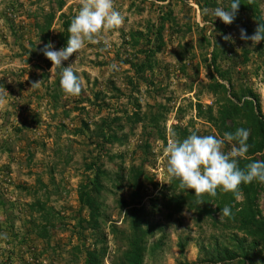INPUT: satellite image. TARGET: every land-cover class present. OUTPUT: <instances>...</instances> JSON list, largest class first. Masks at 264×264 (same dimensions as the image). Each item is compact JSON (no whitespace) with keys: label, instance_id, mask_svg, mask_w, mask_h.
Masks as SVG:
<instances>
[{"label":"rangeland","instance_id":"374dc122","mask_svg":"<svg viewBox=\"0 0 264 264\" xmlns=\"http://www.w3.org/2000/svg\"><path fill=\"white\" fill-rule=\"evenodd\" d=\"M58 1L0 0V264H86L93 249L103 251L100 264H112L132 235L130 208L144 222L141 264H233L214 258L215 240L235 242L205 213L164 209L171 186L164 148L192 132L224 138L197 111L216 109L209 83L229 88L211 66L239 95L249 88L264 115V58L258 43L239 38L240 28L253 33V20L246 12L231 24L215 17L230 0H114L122 27L63 62L82 84L71 96L39 51L49 41L67 46L81 4L63 0L57 9ZM233 146L225 141L222 150ZM83 189L98 205L93 227L95 215L78 200ZM257 206L264 216L263 191Z\"/></svg>","mask_w":264,"mask_h":264},{"label":"trees","instance_id":"16d2710c","mask_svg":"<svg viewBox=\"0 0 264 264\" xmlns=\"http://www.w3.org/2000/svg\"><path fill=\"white\" fill-rule=\"evenodd\" d=\"M260 1L264 6V0ZM231 2L232 0L229 2L228 9ZM62 5L63 0H59L57 9H60ZM238 12L248 13L253 20L252 32H254L257 22L264 23V16L261 14L258 0H240ZM66 23H63V25H66ZM45 25L47 26V23ZM60 34L61 36L65 35ZM256 48L258 54L264 58V41L259 42ZM148 51L153 53L151 48ZM144 61L139 63L141 66H136L135 72L146 66ZM213 62L211 60L210 64L212 65ZM210 72H215L217 76L227 82L229 88L219 81L214 80L209 83V91L215 96L216 109L212 112V107L206 106L202 111L197 105L198 113H201L205 120L223 137L224 133H234L237 128L249 130L250 135L247 143L250 147L248 152L244 157L237 158L240 168H245L251 162L264 161V115L260 112L257 96L249 88L242 89V93L239 95L231 89L230 81L225 76V72H220L213 66H211ZM211 78L215 79L213 75H211ZM233 143L238 147L236 141H233ZM140 173L136 170L133 178L139 176ZM97 183V179L94 180V184L97 185ZM170 183L169 193L162 197V205L164 209L169 210V214L176 213L181 208L196 211L195 213L199 218L202 213H205L211 219V225L218 226V229L227 231L229 235L231 234L229 239L233 238L234 247L228 248L222 244L219 246L215 240L216 244L213 247L215 259L220 260L226 257L231 259L233 264H264V216H262L257 206L258 195L261 191L264 192V183L256 180L247 184L241 183L236 192H225L221 187L217 188L215 196L205 193L201 197H197L193 189H181L178 178H170ZM89 192L84 189L79 190L77 196L79 202L85 204L89 209V215H95L89 223V226L93 227L96 225L95 217L98 215V205ZM198 200L204 202L198 204ZM225 205L231 207L233 216H220V210ZM130 210L129 226L132 235L127 239V249L121 253L116 262L112 261V264H141L142 250H144L142 244H140L144 234L141 225L144 222L138 215L134 214L135 209L130 208ZM213 213L217 216H214ZM111 231L114 230L111 228ZM237 233L240 234L239 237L236 236ZM179 249L181 250V245H179ZM213 250L212 252H214ZM102 252L100 250L98 253L95 249L86 251V264H100L99 260L102 257ZM253 258H256V262H253Z\"/></svg>","mask_w":264,"mask_h":264},{"label":"clouds","instance_id":"9594fccd","mask_svg":"<svg viewBox=\"0 0 264 264\" xmlns=\"http://www.w3.org/2000/svg\"><path fill=\"white\" fill-rule=\"evenodd\" d=\"M80 4V10L72 18L68 29L70 36L67 46L55 49L49 41L39 49L51 61V68L60 70V86L71 96L81 94L82 84L71 64L63 66V62L74 53L77 54L84 47L85 41L100 43L98 37L102 31L120 28L125 20L115 9L114 0H80ZM239 5L240 0H232L228 10L218 7L214 15L225 24H231L237 16ZM222 38L226 41L232 40L231 35H223ZM239 38L251 41L252 44L264 41V23L257 22L251 35L244 28H240ZM104 43L107 44V41ZM111 67L115 69L116 65ZM249 135L248 129L237 128L234 133H224L223 139L212 135L199 136L196 132H192L182 141L170 139L164 148L166 171L170 178L180 180L181 189H193L197 197L205 193L215 196L217 188L221 187L225 192H236L241 183L247 184L254 180L264 183V161L251 162L243 169L238 166L237 158L244 157L250 147L247 143ZM225 141H236L238 147L233 146L230 152L225 153L222 150ZM203 202L198 200V204ZM220 216H233L231 207L225 205L220 210ZM4 238H7L6 234Z\"/></svg>","mask_w":264,"mask_h":264}]
</instances>
